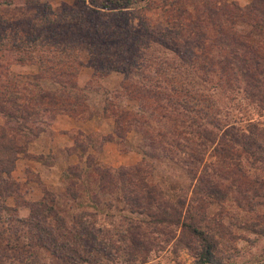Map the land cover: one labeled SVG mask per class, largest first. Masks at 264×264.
I'll use <instances>...</instances> for the list:
<instances>
[{
	"label": "trees",
	"instance_id": "obj_1",
	"mask_svg": "<svg viewBox=\"0 0 264 264\" xmlns=\"http://www.w3.org/2000/svg\"><path fill=\"white\" fill-rule=\"evenodd\" d=\"M22 1L31 4L39 0ZM88 3L90 6L78 8L64 5L58 12L44 4L32 16L34 22H27L30 27L21 30L5 27L0 16V58L37 65V74L32 75L0 72V223L26 227L36 238L27 235L22 245L30 248L29 240H34L50 255L72 263L151 264L150 253L171 244L173 251L186 249L192 264H229L224 261L225 254H218L215 235L230 230L221 221L212 220L204 209L225 199L226 190L218 180L229 172L235 176L241 172L237 166L230 167L225 158L234 145L225 137L228 133L213 112L210 96L185 82V74L175 80L169 69L175 66L153 55L151 46L162 43L145 44L138 31L160 36L163 41L193 40L196 46L183 49L176 67L196 70L200 82L213 80L222 89L241 88L244 98L264 109V0H250L245 5L234 0H146L136 7L133 0ZM10 5L11 0H0V12L7 16L23 13L22 6L14 9ZM125 11L130 16L124 23L126 32H122L123 25L118 27L114 21H122ZM130 19L137 20L138 28ZM151 26L158 35L148 33ZM82 50L93 67L92 78L112 71L122 73L121 88L112 95L135 101L131 109H114L111 130L101 141L131 150L127 134H140L134 147L142 155L141 163L101 166L86 153L94 148L93 138L86 136L85 143L74 138L71 149H79L82 162L67 165L64 176L75 177L72 181L80 180L93 191L90 205L99 204V195L108 193L117 194L123 206L118 212L103 213L81 208L68 220L53 201L42 199L28 204L27 217L19 216L14 206L5 203L15 192L10 173L16 159L27 155L26 144L44 131L56 114L79 117L86 107L88 85L80 87L76 81ZM42 78L51 80L54 88L40 85ZM105 99L104 112L112 101L109 96ZM221 130L225 133L218 135ZM213 143L223 152L220 164L209 163L196 172L203 150ZM144 157L170 159L195 179L189 197L182 192L171 198L148 180ZM66 192L75 195L69 187ZM253 225L242 223L247 229ZM3 241L10 245L6 238Z\"/></svg>",
	"mask_w": 264,
	"mask_h": 264
},
{
	"label": "rangeland",
	"instance_id": "obj_2",
	"mask_svg": "<svg viewBox=\"0 0 264 264\" xmlns=\"http://www.w3.org/2000/svg\"><path fill=\"white\" fill-rule=\"evenodd\" d=\"M234 1L239 5H245L250 0ZM144 2L146 0H133V6L136 7ZM44 4H49L55 12H58L64 5L74 8L90 6L88 0H84V2H80V0H39L31 4L24 3L22 0H11L10 8L15 9L17 6H22L23 13L17 11L7 16L5 11H1V21L9 29L28 28L30 27L28 24L34 22L32 16L37 14ZM124 13L125 18L122 21H114L118 27L123 25L122 32H126L127 27L124 23L130 16L129 11ZM148 15L154 17L152 13H148ZM130 21L137 27L136 19H130ZM147 31L151 35L159 34L153 26L149 27ZM144 32L139 29L138 36L145 41V44L159 41L162 43H159V46H151L154 51L153 55L156 58L158 56V58L167 59L172 66H175L169 68L175 80L179 81L185 74L187 75L185 82L190 81L196 91L210 96L213 112L219 118L222 130L225 129L228 133L225 137L230 138L234 145L230 152H226L225 158L230 167L237 166L241 172L236 176L229 172L226 177L223 176L218 180L226 190L225 199L220 202L213 201L204 209L212 220L221 221L224 228L227 231L230 230L221 236L215 235L219 256L225 254L227 259L224 260V257L222 259L229 264H264V109L244 98L241 88L222 89L213 80L208 83L200 82L196 70L187 66L176 67L179 62L178 56L182 55L183 49L196 46L193 40L179 37V40L168 38L164 41L161 39V41L160 36L149 37ZM80 60L81 66L76 81L80 87L88 85L85 90L88 98L83 112L79 117H72L64 113L56 114L51 123L41 132L43 137L40 144L35 140L36 137L29 141L26 144L27 155L20 154L18 156L10 173V177L15 183V192L5 199V203L8 206H14L16 214L19 216L27 217L29 215L28 204L42 199L53 201L54 207L68 220L72 212L81 208L96 209L95 211L103 213L111 210L118 212L123 206L117 194L108 195V193L99 195V204L90 205L92 203L90 195L93 191L87 190L84 187L85 183L80 180L72 181L71 178L75 177L66 178L64 176V168L67 165L82 162L83 157L78 159L79 149L76 148L74 152L71 149L74 138L82 140L83 143L86 142V136L93 138L94 148H88L86 153L94 156L101 166L116 167L141 163L142 155L134 147L140 141V134L135 132L127 134L126 138L129 145L132 146L131 150L123 149L121 145L111 141H101V136L111 130L113 122L110 114L114 109H131L135 106L134 100L120 99V97L112 95L121 88L118 84L123 74L112 71L104 77L92 78L93 67L88 61L85 50L80 51ZM0 72H4L3 75H32L37 74V65L7 62L0 58ZM38 83L47 89H53L55 86L47 78L40 79ZM108 92L109 94H107ZM107 96L112 101L110 100L111 103H108L109 107L104 112L102 107L103 103H106ZM57 116L65 118V120H73L79 125L68 129L66 122L61 121L64 122L60 124L63 128L53 130L50 126ZM222 130L218 135L225 133ZM54 139H56L55 142ZM33 140L35 141L33 142ZM32 143H34L33 146H31ZM214 144H209L203 150L202 160L196 172L199 173L209 163L220 164L218 158L220 152H223L216 150ZM29 147L31 150L40 147L42 152H31ZM38 155L41 156L39 160L34 157ZM144 159L146 163L142 164L149 170L148 180L159 185L160 189L171 198H175L182 192L186 193V198L189 197L195 179H191L180 166L167 158L144 157ZM231 178H236L237 182ZM67 187L71 188L75 195L71 196L70 193H67ZM107 201H110L111 204L108 205ZM245 221L253 223V229L244 228L242 223ZM27 235L34 240L36 238L27 233L26 227L20 228L18 224L9 226L0 223V264H88L81 260L72 263L50 255L40 246L39 242L35 244L34 240H29L32 247L27 248L22 245V241L27 242L28 239L25 238ZM5 238L10 245L4 244L3 239ZM12 244H16L18 248ZM149 261L151 264H192V259L186 249L178 248L173 251L171 244H168L160 252H151Z\"/></svg>",
	"mask_w": 264,
	"mask_h": 264
},
{
	"label": "crops",
	"instance_id": "obj_3",
	"mask_svg": "<svg viewBox=\"0 0 264 264\" xmlns=\"http://www.w3.org/2000/svg\"><path fill=\"white\" fill-rule=\"evenodd\" d=\"M61 121H65L66 123L65 124H67V126H66V128H68V129H70L71 127H74V126H77L78 127V125L79 124H76L73 120H68V119H66L65 120V118H60V117H56V119H55V121L51 124V129H53V130H56V129H60V128H63L62 126H60V124H63L64 122H61ZM61 122V123H60ZM42 137H43V133H40L39 135H38V137H36V141H39V144H40V142H41V139H42ZM55 138V137H54ZM58 139V138H57ZM59 139H60V137H59ZM35 140H33V142L35 141ZM54 142L56 141V139H54L53 140ZM33 144L34 143H32L31 144V146H33ZM30 146V147H31ZM41 146V145H40ZM30 147H29V151H33L34 153H40V152H42V149L39 147V148H37L36 150H31L30 149ZM33 168V167H32Z\"/></svg>",
	"mask_w": 264,
	"mask_h": 264
}]
</instances>
